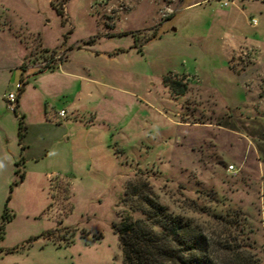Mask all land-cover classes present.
Wrapping results in <instances>:
<instances>
[{"label":"rangeland","instance_id":"374dc122","mask_svg":"<svg viewBox=\"0 0 264 264\" xmlns=\"http://www.w3.org/2000/svg\"><path fill=\"white\" fill-rule=\"evenodd\" d=\"M62 1L0 0L1 115L28 47L24 66L45 49L69 59L42 99L27 79L28 121L43 126L24 131L5 196L0 171V264H123L113 226L142 217L135 187L215 235V215L238 216L264 253V0Z\"/></svg>","mask_w":264,"mask_h":264},{"label":"trees","instance_id":"16d2710c","mask_svg":"<svg viewBox=\"0 0 264 264\" xmlns=\"http://www.w3.org/2000/svg\"><path fill=\"white\" fill-rule=\"evenodd\" d=\"M66 1L63 0L61 5L64 6ZM51 5L67 22L66 10L55 6L52 1ZM67 38L64 35L63 43ZM164 83L175 94H186L185 89L178 87L180 82L171 80L170 76L164 78ZM23 88L19 93L23 92ZM24 131L21 117L20 141ZM20 178L23 180L24 174ZM131 194L140 200L141 206L135 211L140 212L142 217L135 218L132 215L134 210L130 209V214L122 216L121 221L113 226L119 238L123 264H264V253L259 249L257 240L246 233L248 224L238 216L229 213L215 215L221 229V233L215 235L202 228L193 217L171 211L159 201L152 189L140 191L135 187ZM202 212L211 217L210 208ZM4 219L9 222L11 218L5 216ZM2 229L3 225L0 226V237Z\"/></svg>","mask_w":264,"mask_h":264},{"label":"crops","instance_id":"0c3cea01","mask_svg":"<svg viewBox=\"0 0 264 264\" xmlns=\"http://www.w3.org/2000/svg\"><path fill=\"white\" fill-rule=\"evenodd\" d=\"M259 13L261 16H263L264 15V9H259ZM220 23L222 25L226 24L225 22H222V21ZM221 24L218 27H220ZM256 25H257V23H256ZM251 26L254 27L255 25L251 24ZM42 40H43V38H42ZM252 43H255V42H252ZM244 45H253V44H251L249 42V39L246 38V40L239 47L244 46ZM42 46L46 47V48H50L45 44L44 41H43ZM235 51H236V49H234V48L229 50V55H228V61L229 62L231 61V57ZM30 52H31L30 48L28 47L27 55H29ZM27 55L19 63L8 64V65H10V66H8L10 71H12V70L18 71L20 76H21V79H23L25 82L23 92L18 95V100H17V104H16L17 111L13 112L14 114L21 113V117L23 118V122L25 120H27V122H29L27 124L24 123L25 132H28V129L30 130L29 127L32 125H33L32 127H37L39 129L41 126H43V124H42L43 119L42 118H41L42 120H38V121L36 120V122H32L31 120L28 121V112L25 109V102H24V100L26 99V97L29 93V89H27V87H26V85L29 83V81L27 79L30 77L33 78V80H34L33 85L35 86L34 90H35V92H37V94L42 99V97L43 98L46 97L45 92H48V91L46 88H42L39 85H40V82H41L43 76L50 71V70H47V71L37 72V71H35V69L31 68L28 64L24 66V62H25ZM68 62H69V59L67 61L64 60V62L62 64L66 65ZM262 65H264V64L261 62L259 64V66H262ZM239 74H241V73L239 72ZM13 76H14V74H13ZM74 76L78 77V75H74ZM239 76H241V75H239ZM203 88H206L209 91L212 90L211 88L205 87V86H203ZM242 88L244 89V91L246 93L247 90H246L245 84L243 82H242ZM10 93H12V92H10ZM7 97L8 96L4 97L5 101L3 100V114L2 115L0 114V171L3 173V181L2 182H3L4 196L6 195L9 185L11 184L14 176L16 175L15 174L16 171L21 170V167L23 166L22 164H25V160L23 159L24 158L23 152L25 151V153H29L31 150L30 149L31 147H29V149H27L28 146L24 144L23 140L20 141V139H19V128L16 129V127L13 126L14 117L13 116L11 117V115L8 111L9 101H8ZM41 99H40V102H41ZM244 103L240 102V103H238V105H241V104L243 105ZM237 108H239V107H237ZM46 109H47L46 112H48L49 109L47 107H46ZM61 110H65V112H66L65 117H66L67 116L66 108H61L60 111ZM58 117H59V115H58ZM65 117H63V118L59 117V119L63 120V119H65ZM38 122H40V123H38ZM48 123H49V121H48ZM60 142L61 141H59L58 143H60ZM65 154H66L65 151H63L62 152L63 157H65ZM37 159L38 158H34V161H39ZM25 175H26V173H25Z\"/></svg>","mask_w":264,"mask_h":264},{"label":"built area","instance_id":"2783aa9c","mask_svg":"<svg viewBox=\"0 0 264 264\" xmlns=\"http://www.w3.org/2000/svg\"><path fill=\"white\" fill-rule=\"evenodd\" d=\"M223 6H227L228 3L225 2L222 4ZM252 25H256V20L251 21ZM40 56V55H39ZM41 58V59H40ZM65 60V53L64 52H57V51H45L42 53V56L38 58V55L36 57H31L29 60V66L35 71L40 72V71H47V70H52L55 67L60 68L62 66V63ZM24 84L23 81L20 80L19 83L15 85L16 91H20L23 88ZM8 101H9V107L11 110H15L17 100H18V95L16 93H10L8 95ZM65 110H61L58 115L59 117L63 118L65 117ZM228 171L236 173V169L233 165H230L228 167Z\"/></svg>","mask_w":264,"mask_h":264}]
</instances>
